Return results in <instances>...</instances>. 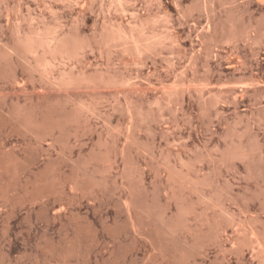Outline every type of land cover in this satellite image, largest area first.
<instances>
[{
  "label": "rangeland",
  "instance_id": "rangeland-1",
  "mask_svg": "<svg viewBox=\"0 0 264 264\" xmlns=\"http://www.w3.org/2000/svg\"><path fill=\"white\" fill-rule=\"evenodd\" d=\"M203 1L0 0L3 41L11 37L9 23L28 14L48 23L50 31L87 43L104 22L120 29L145 17L162 37L141 62L130 61L127 53L121 58L120 52L102 49V54L91 45L58 64L55 76L61 70L96 71L103 74V85L68 89L72 98L65 108L73 116L69 113L64 139L55 131L57 141L52 134L26 130L8 112L27 100L66 94L47 76L31 79L20 66L19 86L0 77V152L17 164L3 170L0 181V264H264V0H211V11L202 8ZM227 19L239 32L231 41L222 40L232 29ZM214 21L221 24L218 29L227 25L225 30L212 34ZM128 98L143 112L137 130L126 111ZM237 143L255 149L244 159L222 162L221 152ZM211 149V160L217 156L221 164L205 159ZM92 152L111 161L90 164ZM199 155L204 158L195 161ZM124 172L131 174L132 185ZM208 172L212 186L183 191L182 173L202 178ZM72 177L86 184V192L71 188ZM172 184L194 200L212 195L214 205L198 202L197 214L183 217L185 227L170 235L171 255L164 259L130 228L123 203L138 195L151 213L170 217L177 212L167 195ZM142 212L145 229L154 228L156 222ZM200 214L218 215L221 222L202 225ZM196 234L198 249L191 246Z\"/></svg>",
  "mask_w": 264,
  "mask_h": 264
},
{
  "label": "bare ground",
  "instance_id": "bare-ground-1",
  "mask_svg": "<svg viewBox=\"0 0 264 264\" xmlns=\"http://www.w3.org/2000/svg\"><path fill=\"white\" fill-rule=\"evenodd\" d=\"M60 1L69 2L70 0H60ZM209 2H211V0L210 1L209 0H204L203 1L202 8L205 9V11L207 10L209 5H211V7H212V2H211V4ZM17 14H18V12H17ZM17 14H15V15L17 16ZM31 19H33V16H31L30 14H28V16L20 15L19 19L18 18L16 19L17 21L9 23L10 27H8V31H10V34H11L10 39H8L9 38L8 37L7 38L8 40L6 39V41H3V39L0 37V77L1 76L4 77L5 75H7V76H9L10 81L13 84H15L16 86H19L18 85L19 84V78L17 76L18 74H16V71H17L16 69L20 66V68L22 67L23 70L26 69V71L29 72V77L31 79H33V77L36 76V75L37 76L40 75L41 77L47 76V78L50 79L49 83H50V85L53 88H56L59 91L62 90V92L66 94V96H64V97H61V96H54V97L52 96V97H50L48 95L47 96L44 95V96L38 97L37 100H35V99L29 100V101L27 100L26 102H29V103H27L25 105L24 104L22 105V103H19L18 106H16V104H15L16 107L13 106L14 108H12V110L8 112V113H10V115L12 117H14V120H17V122L19 123L20 126H22V127L24 126L26 128V130L32 131V132L36 133L38 136H41V137L43 135L45 136V134L46 135L47 134H52L54 136L56 134L55 131L56 132L58 131V133L60 134V137H62L64 139L63 135L65 134V129H66L65 126H66V124L68 125V123H69L68 121H69V118H70V114H71V118L73 116L72 115L73 112L71 111V113H70V111H69L70 109L68 110V109H66L67 107L65 108V106L69 105L68 103H69L70 99L72 98V97L70 98V95H71L70 94L71 93L70 90H71V88L75 89V88H80V87H84V86L86 87V85H93L95 87L103 85V83L101 81V80H103V79H101L103 74L102 73H98V72L96 73V71H94L95 73L94 72H90L89 74H87L85 69H81L77 73L76 72L74 73L73 71L69 72V70L66 73V71L61 70L62 72L60 71V73L57 76H55L53 74H56V73H54V70H55V67L58 64L60 65L63 62L66 63V61H70L71 58L73 56H75L76 52H79L81 50L83 51V49H86L87 47H91V45L92 46L94 45L97 48V50L100 51V52H102L103 50H105L106 52L110 51L112 53H114L116 51L117 52L116 54H118L120 52L122 54V55L119 54L120 56H122L121 58H123V56H125L123 54L127 53L126 55H129V56L132 55L131 57H132L133 60L131 59L130 61H134L133 57H136L135 61H137V62L140 61L141 62L142 56H144V58H145L146 56L148 57V55L151 54V48H152V46H153V44L155 42L162 43L161 42L162 39L160 40V38H162V37H158L160 34L156 35L155 32L153 31V28H148V26L150 25L149 23H151L150 22L151 19L148 20L149 19L148 17H147V20H146V17H145V20L143 19L144 21L141 20L142 22L140 21L139 24L138 23H129L128 22V25L126 27H123V28H120V29L112 28V27H110V24L108 25L107 23L104 22L103 25L98 30L95 29V31L92 32V34H91L92 35L91 36V43L90 42L87 43V42H85V40H82V39L75 40L73 37H71L72 35L70 36V34L62 35L61 33L60 34L57 33V32L55 33L53 28H51V31H53L55 33V35L52 37V35H50L51 31L48 28L49 25L47 26L48 23L46 24L45 22H43V21H41L40 19H37V18H35L34 21L31 20ZM229 19L226 20L227 21L226 24L228 23L229 24L228 25L229 29L232 28L233 30L232 29L229 30V32H227L226 35L223 36V38H222L223 41H231V40H234L236 37H239L238 36L239 34H237L239 32L234 30L235 29V28H233L234 25L232 26L233 22L231 23V21ZM232 19H234V18H232ZM21 20L27 21V23L25 22L26 25L22 22L23 25H25V26H23L21 24ZM223 25H225V23L224 24L222 23V26ZM5 26H8V25H5ZM218 26H219L218 23L214 21V23L212 25V29H211L212 34L216 30H221V29L225 28L227 25H225L221 29H218L221 26V24H220L219 27ZM223 30H225V29H223ZM49 31H50V33H49ZM1 32H2V30H1ZM218 33L219 32L217 31L216 34H218ZM241 33H242V31H241ZM212 34H210V35H212ZM222 35H224V34H222ZM255 36H253V37H255ZM256 37H258V36H256ZM89 39H90V37H89ZM158 45L160 46V44H158ZM156 47H157V45H156ZM115 48L117 50H114ZM39 51H40V53H39ZM152 52H153V50H152ZM29 54H30V58L28 57ZM102 54H103V52H102ZM126 58L128 59L129 57L127 56ZM122 61L128 62L126 59H123ZM7 68H11V69H9V71H7ZM99 72H100V70H99ZM51 74L53 76H51ZM74 75L77 76L76 80L73 77ZM103 77H105V76H103ZM29 81H30V79H29ZM125 81H127V80H125ZM108 83H110V82H108ZM122 83L125 84L124 80L122 81ZM116 84L117 83H115V85ZM105 85H109V84L105 83ZM112 86H114V85H112ZM68 89H70L69 92H68ZM219 100H220V98H218V101ZM159 102H161V101H159ZM159 102H157L156 105L157 106L159 105L158 108L161 109V107L163 105L161 106V104H159ZM125 104H126V111H127L128 116L130 118V121H131L132 130H134L137 127H139L141 125V123L143 122V119H144L143 116H142L143 112L141 113V111H139L140 109L139 110L137 109L138 106H136L132 102V100L129 99V98L125 99ZM68 108H73V107L69 106ZM74 109H73V111H74ZM67 111H69V112H67ZM71 118H70V120H71ZM75 119H77V118H75ZM53 138L55 139V141H57V140H59V135H58V137L54 136ZM60 141H61V139H60ZM62 141H64V140H62ZM65 143H66V141H65ZM102 143H103V141H102ZM242 143H240V144L237 143V144H234L233 146H227V148L224 151L221 152L219 159L222 160V162H227L230 159L235 160L237 158L244 159L250 153H252V151H254L255 148H253V147H251L249 145L246 146L245 144L242 145ZM127 150L129 151L128 147H125L124 149L121 150V154H122V156L124 158L127 157L126 156L127 152H128ZM211 152H212V149H211V151H207L205 153V155L203 154L205 156V159L208 157L210 159V161H212L210 157H211L212 154H215V153L214 152L211 153ZM2 153L3 152H0V178H1L0 181H2L4 179V178L2 179V176L5 173L3 170L6 171L7 169H11V168L12 169H16V165H17L16 163H15L16 165L12 164V159H8V158H10V156H8L6 158V156H4V154H2ZM89 155H90V156H88L89 158L86 157L87 158V162L88 161L89 162L90 161H94V160L95 161L96 160L97 161L110 160V159H107V158L105 159L106 156L103 153H101V152H92ZM203 155L197 156L195 158V161L200 160L201 157L203 159L204 158ZM213 158L216 159L217 156L213 157ZM215 159H213V161L217 162L218 158L216 159V161H215ZM206 160H208V159H206ZM220 160H218L219 163H220ZM214 162L212 163L213 165H215ZM76 164H78V163H76ZM86 164L84 163V165H86ZM90 164H91V162H90ZM217 164L218 163H216V168H217ZM79 165H80V163H79ZM52 166H53V164H52ZM82 167L85 169L86 166L85 167L82 166ZM79 168H76V169L78 170ZM216 168L214 166L211 167V169H214V170ZM81 170H82V168H81ZM88 170H89V168H88ZM77 172H79V171H77ZM211 172L205 173L202 176V178H200V177H195L194 178V177L190 176L189 174L182 173L181 176L185 180V183L184 184H180V185L183 188V191H185L187 193H188V190H190L189 192H194V191L197 190V188L201 184L204 185V186H208V187L212 186L213 178L211 176V174H212ZM125 175L128 178V184L132 185L133 181H132L131 174H129L127 172V173H125ZM89 176H91V175H89ZM74 177H75V175H74ZM74 177H72V179H69V180H71L70 181L71 182V188L73 190H85L83 192H86V188H87L86 184L84 182H81V181L77 180V179H73ZM69 178H71V177H69ZM58 179H60V178H57V180ZM139 183H141V182L139 181ZM93 185H94V183H93ZM184 185H186L185 186L187 188V189L185 188L186 190L184 189ZM2 186L3 185L0 184V192H1V187ZM185 192L183 193V192H180L179 190L175 189L173 184H172L171 193H169L167 195H168V199L169 200H174L177 203V212H176V214H174V215H172L170 217L169 216L166 217L165 215H162V214H159V213H158V215L155 214V215H157V216H155L153 213H151L150 206H147L144 203H142L143 200L141 201L139 199L138 195L137 196H133L132 195V196L128 197L129 198L128 201L123 203L124 206L129 211L128 212L129 213L128 216H130V217H128V218H129V226H130V228L133 229L135 231V233L143 235L153 245L154 249L157 251V254L160 255L164 259H166L168 256L171 255L170 254L171 253V248L169 246V242H170L169 239H171L170 235H172V234L175 235L174 233L176 232V230H178L179 228H181L183 226L185 227L184 224H186V223L183 222L184 219H185L183 217H186L189 214L190 215L191 214H197V212H196L197 210H195L194 206L198 202L199 203L202 202V201L206 202L207 205H209V207H212L214 205L211 202V200H212V195L211 194H210L211 196H208L207 198L206 197L203 198V199L198 198L197 200H194L193 198H189V196H187L186 195L187 193H185ZM126 196H128V195H126ZM187 199H189V200H187ZM140 210H141V212L142 211H144V213L146 212L148 215H145V216L150 217V219L152 218V220H154L156 222L155 225H154L155 226L154 228L145 229V227H144L145 225L143 224L144 219H143V221H141L139 219V216H138L139 215L138 213H141V212H139ZM141 215H140V217L142 219L143 215L142 216ZM209 215L200 214V223L202 225L207 224L210 228H213L214 226H217V225L220 224V222H221L220 216L214 215V216L211 217ZM180 217L183 220H181ZM152 220H150V222ZM263 234H264V232H263ZM197 239H198V236L196 234L195 243L193 245H191V246H193V248L195 247V248L198 249L199 246L201 247V245L197 244L199 242V241H197ZM246 241L247 240L245 239L244 242L246 243ZM261 241L259 242L260 243V247L263 248V245H262L263 242H261ZM200 242H201V240H200ZM65 247H67V246H65ZM176 259H173V260L175 261Z\"/></svg>",
  "mask_w": 264,
  "mask_h": 264
}]
</instances>
